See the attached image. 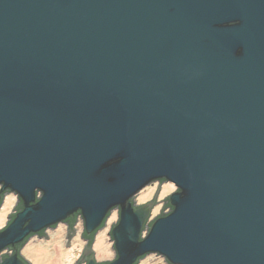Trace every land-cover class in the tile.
Wrapping results in <instances>:
<instances>
[{"label": "water", "instance_id": "obj_1", "mask_svg": "<svg viewBox=\"0 0 264 264\" xmlns=\"http://www.w3.org/2000/svg\"><path fill=\"white\" fill-rule=\"evenodd\" d=\"M5 190L0 264L77 214L74 264H264V0H0ZM112 209L115 256L95 262Z\"/></svg>", "mask_w": 264, "mask_h": 264}, {"label": "rangeland", "instance_id": "obj_2", "mask_svg": "<svg viewBox=\"0 0 264 264\" xmlns=\"http://www.w3.org/2000/svg\"><path fill=\"white\" fill-rule=\"evenodd\" d=\"M157 182H154L145 188H143L138 194L134 196L135 204L144 202L151 198L157 186ZM175 190L173 184L164 182L159 183V188L155 193V206L152 210L151 217H154L159 213L165 196L169 195ZM7 198V199H6ZM5 200L0 206V228L3 227L8 219L7 215L11 212L15 204V195H7ZM158 200V201H157ZM163 207L162 211H166ZM118 219L117 211L112 210L106 226L98 231L94 240L91 239L90 249L95 262L102 260H111L114 257V251L112 249V241L109 237L108 230ZM81 219L73 225L74 231L72 236L68 238V244L65 243L67 240L66 228L64 224L58 223L53 229H47L46 235L42 238H31L20 250V254L26 259L29 264H74L79 255L81 254L84 244L87 243L88 237H81L83 231ZM98 236H101V242L97 241ZM145 236V232L143 233ZM3 252H9L3 251ZM2 252V253H3ZM86 259L78 262V264H85ZM137 264H167L164 259L158 254H149L139 260Z\"/></svg>", "mask_w": 264, "mask_h": 264}, {"label": "flooded vegetation", "instance_id": "obj_3", "mask_svg": "<svg viewBox=\"0 0 264 264\" xmlns=\"http://www.w3.org/2000/svg\"><path fill=\"white\" fill-rule=\"evenodd\" d=\"M10 194H13V195H15L14 193H12V192H10V191H8V190H5V192H4V196H3V200H2V203H3V201L5 200V198H6V196L7 195H10ZM15 204H14V207H13V210H12V212L9 214V216H8V219H7V221H6V223H5V225L3 226V227H1L0 228V230L1 229H3L5 226H6V224L8 223V221H9V219H10V217H11V215L12 214H14L16 211H17V206L19 205V203H18V201H17V196L15 195ZM168 208L170 209V207L168 206ZM112 210H116L117 211V209H112ZM111 210V211H112ZM111 213V212H110ZM80 217V216H79ZM70 221H72V220H66V221H64V222H62V224H64V226H65V228H66V235H67V238H69V236H72V233L71 232H73V227H71V224H70ZM107 223V222H106ZM58 225V224H57ZM56 225V226H57ZM55 226V227H56ZM106 225H104L102 228H104ZM113 226V224L110 226V227H112ZM53 229V228H52ZM47 231V230H46ZM46 231H43V236H41V234H38V235H34V236H31L30 238H29V240L31 239V238H33V237H36V238H42V237H44V236H46ZM94 236H93V238H92V240H94V238H95V234H93ZM81 237L84 239V236L82 235V233H81ZM28 240V241H29ZM9 251L8 252V254L9 253H11V250H9L8 248L7 249H5V250H3V251ZM2 255H5V254H3L2 253Z\"/></svg>", "mask_w": 264, "mask_h": 264}, {"label": "trees", "instance_id": "obj_4", "mask_svg": "<svg viewBox=\"0 0 264 264\" xmlns=\"http://www.w3.org/2000/svg\"><path fill=\"white\" fill-rule=\"evenodd\" d=\"M161 182H162V180H161ZM161 182H159V183H161ZM133 202H134V200H133ZM164 208L165 209H167L168 208V203L166 202V200H165V202H164ZM20 209V207H19V205L17 206V210H19ZM169 209V208H168ZM170 210V209H169ZM166 213H160L159 215H165ZM14 214H12L11 215V217L13 216ZM78 219H80V217H79V215L77 214L76 216H75V218L72 220V221H70V224H71V227H73V225L78 221ZM155 218H153V219H151L149 222H148V224H150L153 220H154ZM41 234V236H43V232H41L40 233ZM82 235H84L83 233H82ZM93 234L91 235V237H89L90 238V240H91V238H93ZM28 240L29 239H27V240H25V243L23 244V245H25L27 242H28ZM22 245V246H23ZM144 258V257H143Z\"/></svg>", "mask_w": 264, "mask_h": 264}, {"label": "bare ground", "instance_id": "obj_5", "mask_svg": "<svg viewBox=\"0 0 264 264\" xmlns=\"http://www.w3.org/2000/svg\"><path fill=\"white\" fill-rule=\"evenodd\" d=\"M155 182L158 183V181H155ZM160 182H161V181H160ZM164 182H165V181H162L161 183H164ZM153 183H154V182H153ZM168 183H169V182H168ZM151 184H152V183H151ZM171 184H172V183H171ZM174 191H175V190H174ZM174 191H173V192H174ZM6 199H7V198H6ZM133 200H134V199H133ZM134 203H135V201H134ZM154 206H155V203H154ZM154 206H153V208H154ZM153 208H152V210H153ZM152 210H151V213H152ZM167 210H168V208H167ZM109 215H110V213L108 214V216H107V218H106V220H105V223L101 225L102 227H103L104 225H106V222H107V219H108ZM117 216H118V212H117ZM151 218H152V217H151V214H150V216H149V220H150ZM101 226H100V227H101ZM102 227L96 229V230L93 232V234H95V236H96V234L98 233L99 230L102 229ZM108 234H109V232H108ZM100 240H101V236H98L97 241H98V242H101ZM112 249H113V248H112ZM114 256H115V253H114ZM113 258H114V257H113ZM138 262H139V260H138ZM138 262H137V263H138ZM137 263H136V264H137Z\"/></svg>", "mask_w": 264, "mask_h": 264}, {"label": "clouds", "instance_id": "obj_6", "mask_svg": "<svg viewBox=\"0 0 264 264\" xmlns=\"http://www.w3.org/2000/svg\"><path fill=\"white\" fill-rule=\"evenodd\" d=\"M80 219H81V218H80ZM81 222H82V221H81ZM82 226H83V225H82ZM23 246H24V245H23ZM23 246H22V247H23ZM21 249H22V248H21ZM21 256H22V255H21Z\"/></svg>", "mask_w": 264, "mask_h": 264}]
</instances>
